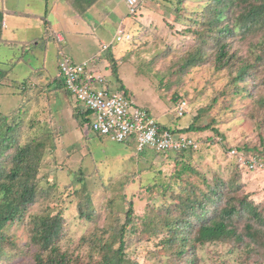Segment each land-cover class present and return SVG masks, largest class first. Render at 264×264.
I'll list each match as a JSON object with an SVG mask.
<instances>
[{
  "label": "rangeland",
  "instance_id": "obj_1",
  "mask_svg": "<svg viewBox=\"0 0 264 264\" xmlns=\"http://www.w3.org/2000/svg\"><path fill=\"white\" fill-rule=\"evenodd\" d=\"M205 1H151L157 13L140 8V11L150 19H140L136 14V19H140L139 25L135 24L129 28L130 19L133 17L125 16L126 26L122 29L130 35L134 34L133 43L126 45L125 40H122L100 52L102 65L95 63L94 66L89 62L92 71L103 75L106 81L110 82L107 83L110 89L118 91L122 85L132 103L147 110L162 127L183 129L189 125L193 117L201 115L196 123L198 127L209 125L210 127L201 133L203 141L200 150L186 154L180 159L168 153L157 154L152 150H146L139 155L133 144L116 143L107 138L99 139L88 129H82L72 116L73 109L80 107L74 97L64 95L62 89L57 92L47 88L58 73L57 52L52 44L48 46L47 52L41 49L38 51L39 48L24 50L19 44L0 45V62L3 64L0 69L8 72L12 68L9 76L15 81L9 83L8 87L0 86V112L7 115L11 111L20 110L17 122L20 131L23 132L22 141L26 142L28 137H32L35 142L46 144L47 148L44 150L37 173L38 186L46 188L55 185L54 196L43 201L42 204L33 206L26 218L29 214L41 212L46 206L65 211L67 224L59 242L63 252L70 254L79 247L74 254L77 256L79 249L84 253L85 246L91 244L89 239L113 240L108 228L123 226L126 221L125 212L130 205L128 202H131L134 217L140 218L144 223L150 220L152 225L149 232L144 231L145 234L140 228L135 235L126 236L127 257L140 264H171L169 257H166L165 252L157 246L158 234L153 233L159 218H150L155 215V211L160 214L161 208L165 205L174 204V199L171 197L173 192L179 194L184 192V189L185 191L192 189L188 185H198L202 180L201 176H205L210 182H217L220 179L231 180L238 175L237 181L242 187L236 193V198L244 200L247 197L248 202H253L258 212L263 213L264 168L250 171L241 166L239 159L242 155L232 157L230 151L228 154V150L247 144L249 147L256 146L260 152L264 151V139H259L261 135L264 136V130L261 129L264 124V107L261 105V101L264 100V84L257 86L258 94H253L250 107L228 110L225 98L221 96L226 82L223 73L216 74L211 65L207 64L191 69L178 82L171 75L173 68L164 67L182 57L181 47L185 45L184 42L188 44L190 50L198 45V42L193 40L194 27L193 32H188L189 27H182L173 19L178 15L189 17ZM2 2L3 0H0V11ZM13 2L14 0H11V6ZM15 2L17 4L16 0ZM30 4L19 0V7ZM21 10L28 12L24 6ZM116 25L113 23L108 27L114 29ZM22 35L23 33L16 31L0 32V36L8 40H19ZM85 37L91 39L88 35ZM103 39V44L110 45L112 40L109 33L105 34ZM236 44L235 48H239V55L248 56L247 44ZM100 46L91 41V47H95L92 50L90 48L91 53L96 54ZM169 47H172V53L166 61H161L157 54ZM74 50L71 48L72 52ZM80 52L81 61L89 57V48ZM20 57L29 64L19 60ZM151 61L155 68L154 72L150 73L148 64ZM103 65L108 66L106 68L108 71H105ZM164 69L167 70L161 77L157 75L159 70ZM112 71H117L118 78L112 76ZM1 73L4 74L2 70ZM40 73L45 77H40ZM35 81L40 83L35 84ZM19 82H23L26 87H22ZM174 96L185 98L189 104L188 114L183 117L179 118L176 115ZM214 99H217V102L213 105ZM214 130L222 134L221 136L224 135L222 141L216 140ZM85 133L88 136H85ZM137 156L144 158L139 160ZM234 157L238 158L240 166L236 165ZM181 161L188 164L193 169V173L183 172L178 176L177 172L182 166ZM95 164L100 168H95ZM104 166L108 168L106 170L108 174H111V170H119L113 172L116 173V177L113 174L114 181L108 188L104 186L103 179H101L103 183L100 181L101 175L98 176L94 172V169H102ZM132 174L137 175L131 178ZM80 176L85 183L84 190L90 195L96 212L95 215L93 213L92 221L84 222L78 217L77 195L71 196V190H66L67 186H71L72 180V192L75 187L83 189L84 185L74 184V180L76 181ZM167 185L171 188L163 192L162 188H166ZM201 188L207 191L204 184ZM262 216L264 217V213ZM245 221L244 219L236 224L237 232L240 234L245 230ZM25 228V226H11V233H17L19 236V243L23 242L22 233ZM254 232L264 239V224L258 225L254 220ZM83 240L87 242L83 244ZM245 241L247 242V239ZM244 245L245 242H240L234 247L228 243L205 244L201 248L197 247V261L194 264H256L258 257L254 254L253 245L247 247ZM14 253H11L7 262L1 264H34L30 254L26 255L18 251L15 255ZM259 262L264 264V258L259 257ZM181 264L186 263L183 261Z\"/></svg>",
  "mask_w": 264,
  "mask_h": 264
},
{
  "label": "trees",
  "instance_id": "obj_2",
  "mask_svg": "<svg viewBox=\"0 0 264 264\" xmlns=\"http://www.w3.org/2000/svg\"><path fill=\"white\" fill-rule=\"evenodd\" d=\"M146 1L143 0L131 14L134 16L135 13L139 12V6H145ZM178 10L180 11V9ZM153 12L156 11L153 10ZM173 21L182 27H189L187 28L188 32H193L194 27L193 40L198 42V45L195 48L193 46L194 49L190 50L188 44L183 41L185 45L181 47L182 57L164 66L173 68L171 75L175 77V80L179 82L191 69L209 64L216 74L223 73L226 78L225 87L221 94L225 98L226 109L250 107L253 94H258L257 86L264 84V0H206L189 17L184 18L178 15ZM2 29L0 19V32ZM238 32L240 34L237 35ZM133 35L129 41L125 42L126 45L133 43ZM116 42L120 41L113 42L111 46ZM236 43L247 44L248 56L239 55V48H235ZM16 44L22 46L24 50L32 48L28 47L25 42L8 41L0 36V45L13 46ZM111 46L109 45L107 49ZM171 53L172 47H169L157 55L161 61H166ZM23 59V57L19 58V60ZM2 65L0 62V66ZM113 65L117 67L116 64ZM148 68L150 73L154 72L155 65L152 61L149 62ZM1 70L4 74L1 73ZM166 70H159L157 75L161 77ZM11 71L12 68L8 72L0 69V86L8 87L9 83L15 82L10 79L9 73ZM112 76L118 78L117 71H112ZM116 81L119 82L118 79ZM107 83L109 82L107 81ZM20 84L22 87H26L24 83ZM47 88L57 90V92L62 89L64 95L70 96L63 81L57 76ZM119 89L118 91L126 96L122 85ZM178 101H185L189 109V104L185 98L174 96L175 106ZM216 102L217 99H214L213 105ZM261 105L264 107V100L261 101ZM212 108L213 106H211ZM188 109L185 115L188 114ZM15 111H11L7 115L0 112V264L7 262L11 253L15 252V255L17 251L26 255L30 254L34 264H140L127 257L125 251L128 244L125 239L126 236L135 235L140 231V228L143 234L146 230L149 232L152 222L149 220L148 223H144L140 218H135L131 202H128L130 205L125 212L126 221L123 226L108 228L113 240L89 239L91 244L85 246L84 253H81L79 249L77 256L74 254L79 247L70 254L63 252L59 247L60 238L64 234L67 224L65 211L46 206L41 212L29 214L26 218L33 206L42 204L43 201L54 196L55 185H49L46 188L38 186V168L47 147L40 141L35 142L32 137H28L26 142L22 141L23 132L20 131L17 122L21 111ZM145 111L155 119L147 110ZM90 115L91 112L81 106L73 109L72 116L82 129L89 128ZM200 117L201 115L193 117L189 125L183 129L162 127L157 122L161 129L169 130L176 135L187 136L198 144L196 150L188 148L168 154L180 159L186 154L200 150L203 141L201 133L210 127V125L203 128L198 127L196 123ZM261 129L264 130V124ZM214 133L218 142L223 140L224 135L221 136L222 134L217 131ZM94 135L99 139H109L99 134ZM259 139L263 140L264 136L261 135ZM116 143L133 144L136 153L139 155L146 150L162 154L148 148L139 150L134 138ZM229 151H235L242 155L244 164L241 166L248 170H250L248 165L252 158H264V151L260 152L256 146L249 147L247 144L230 148L228 154ZM143 156L145 157V155ZM143 156H137V158L141 160L144 158ZM234 158L237 162L236 165L240 166L238 158ZM181 165L180 171L177 172L178 176L183 172L193 173V169L188 164L181 161ZM106 166L102 169H94V172L98 176L101 175L100 181L102 182L101 179H103L104 186L108 188L114 181L113 174L116 177V173L113 172L119 170L110 169L111 174H108L106 173L108 169ZM94 167L100 168L97 164ZM195 173L198 174V172ZM136 175L132 174L130 177L133 178ZM107 177L108 182H106ZM201 178L202 180L198 185H188L192 189L188 191L184 189V192L179 194L173 192L171 197L174 199V204L165 205L161 208L160 214L155 211V215L150 218H159L158 223H156V230L153 231V233L158 234L157 246L165 252L166 257H169L168 260L171 264L177 262L181 264L183 261L186 264H194L197 261V247L201 248L205 244L217 243H228L234 247L236 243L245 242L244 246L246 247L253 245L254 254L258 257L256 264H261L259 257L264 258V239L254 232V220L258 225H263L264 217L262 214L264 210L263 213L258 212V208L253 202H248L247 197L244 200L236 198V193L242 187V184L237 181L238 175L232 177L231 180L220 179L217 182H210L205 176H201ZM75 183L84 185L83 189L75 187L72 192V180L71 186H67L66 190H71V196L77 195V215L84 222L92 221L94 219L93 213L95 215L96 212L93 209L90 195L84 190L85 183L81 176L76 181L74 180ZM202 184L207 187V191L202 190ZM169 188L171 186L167 185L162 190L165 192ZM244 219L246 220L245 230L243 234H240L237 232L236 224ZM13 225L26 227L22 233L24 238H22V243L18 242L20 239L17 233H11V226ZM86 242L83 240V244Z\"/></svg>",
  "mask_w": 264,
  "mask_h": 264
},
{
  "label": "crops",
  "instance_id": "obj_3",
  "mask_svg": "<svg viewBox=\"0 0 264 264\" xmlns=\"http://www.w3.org/2000/svg\"><path fill=\"white\" fill-rule=\"evenodd\" d=\"M16 1L17 4L14 0L13 6H11V0L2 2L0 19L4 21L5 26L1 32L16 31L23 35L19 40H6L30 43L28 47H32L33 50L39 48L38 51L45 50L46 52L48 46L52 44L57 52V65L62 57L77 64L92 62L94 66L95 63L102 65L103 60L99 53L104 51V46H109V44H103L105 34L111 35V46L120 31L131 38V35L122 29L123 26H126L127 17L125 16L133 17L130 19L129 28L135 24L139 25L140 19H150L140 10L133 16L124 0H23L26 4H31L20 7L19 0ZM23 6L28 12L21 10ZM143 6L140 5L138 9ZM152 8L155 10L153 3L148 0L143 9L153 12ZM136 14L140 16V19H136ZM107 22L117 25L112 29L108 27ZM85 35L90 36L91 39L89 40ZM91 41H94L98 46L101 45L96 54L90 51V48L91 50L95 48L91 47ZM127 41L129 39L125 40V42ZM71 48L75 50L72 52ZM85 48H89V57L81 61L80 51ZM75 52L78 53L75 54ZM103 67H105V71H108L107 66L103 65ZM40 77L44 78L45 76L40 73ZM36 82L40 83V81H35V84Z\"/></svg>",
  "mask_w": 264,
  "mask_h": 264
},
{
  "label": "built area",
  "instance_id": "obj_4",
  "mask_svg": "<svg viewBox=\"0 0 264 264\" xmlns=\"http://www.w3.org/2000/svg\"><path fill=\"white\" fill-rule=\"evenodd\" d=\"M142 1L124 0L131 13ZM128 38L120 31L115 41ZM107 47L104 46V50ZM58 77L63 81L69 95L74 97L76 104L91 112V123L88 128L91 133L108 137L114 142L134 138L139 150L148 148L162 154L198 148L193 139L161 129L155 119L141 107L135 106L124 93L110 89L104 76L90 69L89 62L77 64L62 57L58 63ZM187 109L185 101H178L176 115L179 118L183 117ZM230 154L239 155L235 151H231ZM239 160L244 164L243 156ZM248 168L250 170L264 168V158H252Z\"/></svg>",
  "mask_w": 264,
  "mask_h": 264
},
{
  "label": "clouds",
  "instance_id": "obj_5",
  "mask_svg": "<svg viewBox=\"0 0 264 264\" xmlns=\"http://www.w3.org/2000/svg\"><path fill=\"white\" fill-rule=\"evenodd\" d=\"M1 21H2V28H3L5 26V24H4L3 20H1ZM128 39H130V37ZM128 39H125V40H128ZM57 77H58V75H57Z\"/></svg>",
  "mask_w": 264,
  "mask_h": 264
}]
</instances>
